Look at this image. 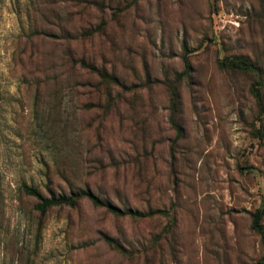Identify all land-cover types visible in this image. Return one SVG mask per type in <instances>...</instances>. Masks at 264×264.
Returning <instances> with one entry per match:
<instances>
[{
	"label": "rangeland",
	"instance_id": "374dc122",
	"mask_svg": "<svg viewBox=\"0 0 264 264\" xmlns=\"http://www.w3.org/2000/svg\"><path fill=\"white\" fill-rule=\"evenodd\" d=\"M258 209L264 0H0V264H264Z\"/></svg>",
	"mask_w": 264,
	"mask_h": 264
},
{
	"label": "trees",
	"instance_id": "16d2710c",
	"mask_svg": "<svg viewBox=\"0 0 264 264\" xmlns=\"http://www.w3.org/2000/svg\"><path fill=\"white\" fill-rule=\"evenodd\" d=\"M224 67L230 68L235 71L239 72H249L253 70L255 67L253 64L248 63L245 60H240L239 62H228L224 65ZM253 68V69H252ZM25 193L36 197L40 200L35 205V210L40 212L41 214H44L47 210L54 208V207H70L74 208L78 205V203L81 200H87L91 204H93L96 207L103 206V204L96 198L94 197L90 192H78V193H72L69 196H59V197H51L49 199H42L39 195V193L33 189H25ZM109 213L116 217H123V216H129L131 218H136L139 217L136 212L132 211H120L111 205H104ZM264 216V212L260 209L256 210L252 214V230L257 232L260 236L264 235V225L262 224V218ZM117 249H121L116 247Z\"/></svg>",
	"mask_w": 264,
	"mask_h": 264
}]
</instances>
